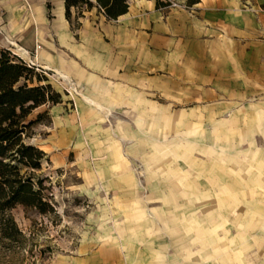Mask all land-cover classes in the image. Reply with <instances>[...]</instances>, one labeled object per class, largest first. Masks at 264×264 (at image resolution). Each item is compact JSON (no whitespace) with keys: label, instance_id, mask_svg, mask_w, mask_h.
Here are the masks:
<instances>
[{"label":"rangeland","instance_id":"rangeland-1","mask_svg":"<svg viewBox=\"0 0 264 264\" xmlns=\"http://www.w3.org/2000/svg\"><path fill=\"white\" fill-rule=\"evenodd\" d=\"M168 1L163 11L188 8ZM238 111L231 133L211 134L202 120L136 128L125 151L111 149V135L106 149L83 148L79 135L61 147L64 135L35 125L27 142L49 159L40 173L55 215L15 207L24 240L0 244V264H264V96Z\"/></svg>","mask_w":264,"mask_h":264},{"label":"crops","instance_id":"crops-1","mask_svg":"<svg viewBox=\"0 0 264 264\" xmlns=\"http://www.w3.org/2000/svg\"><path fill=\"white\" fill-rule=\"evenodd\" d=\"M252 1L199 0L163 11L155 0H128L116 20L83 9L75 27L78 10L70 9L69 22L65 0H0V49L13 42L27 52L23 60L43 69L62 96L42 124L65 136L61 147L79 135L83 148L106 149L111 135V149L125 151L136 128L158 134L200 120L211 134L231 133L239 106L264 96V0ZM70 86L76 95L65 93ZM253 108L259 117V104Z\"/></svg>","mask_w":264,"mask_h":264},{"label":"trees","instance_id":"trees-1","mask_svg":"<svg viewBox=\"0 0 264 264\" xmlns=\"http://www.w3.org/2000/svg\"><path fill=\"white\" fill-rule=\"evenodd\" d=\"M199 0H185L191 7ZM168 0H155V7L163 10L169 7ZM96 7L108 20H116L128 9V0H65V16L71 22V8L82 10ZM61 102V95L47 83L44 74L28 67L9 50L0 49V244L17 247L24 236L19 231L11 211L21 206L39 215H55L50 194L48 177L40 173L49 159L46 153L27 140L37 124L47 125L50 120H42L38 114L29 119L31 113L41 106H54Z\"/></svg>","mask_w":264,"mask_h":264},{"label":"built area","instance_id":"built-area-1","mask_svg":"<svg viewBox=\"0 0 264 264\" xmlns=\"http://www.w3.org/2000/svg\"><path fill=\"white\" fill-rule=\"evenodd\" d=\"M177 6H178V5L175 4V3H172V4H171V7H177ZM9 47L12 49V50H10V52H11L13 55L17 56L18 58H20V59H21V60H22V61H23L28 67H33L37 73L45 74V71H44L43 69H40V68H38V67H36V66L34 65L33 60H28V62H25V61L23 60L22 55L27 56V52H25L23 49L17 47L13 42H9ZM38 48H39V47H37V49H38ZM65 93H66L67 95H76V94H77V91H76V88H75V87L70 86L68 89H65Z\"/></svg>","mask_w":264,"mask_h":264},{"label":"bare ground","instance_id":"bare-ground-1","mask_svg":"<svg viewBox=\"0 0 264 264\" xmlns=\"http://www.w3.org/2000/svg\"><path fill=\"white\" fill-rule=\"evenodd\" d=\"M22 57H26L25 55H22Z\"/></svg>","mask_w":264,"mask_h":264}]
</instances>
